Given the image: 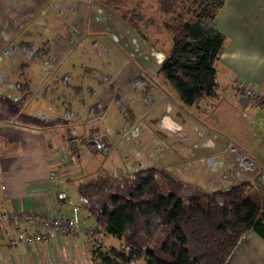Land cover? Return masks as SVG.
Instances as JSON below:
<instances>
[{"label": "crops", "instance_id": "crops-1", "mask_svg": "<svg viewBox=\"0 0 264 264\" xmlns=\"http://www.w3.org/2000/svg\"><path fill=\"white\" fill-rule=\"evenodd\" d=\"M223 1L214 21L215 29L223 36V45L216 61L219 84L222 82L223 86H232L231 89L243 97L245 90L264 95V0ZM41 10L43 7L35 6L34 0H0V147L3 149L0 152V213L16 212L20 217L25 213L55 216L57 210L61 209L64 218L76 226L79 234H56L51 241L27 243L18 239L19 228L33 235L39 225L21 220L19 227L13 223L0 227V264H109L93 254L89 241L82 235L96 224L78 194L79 184L88 180L80 170L81 157L75 159L74 165L62 168L58 182L50 177L59 166V155L67 153L70 148L73 137L65 138L59 131L70 122L44 121L42 118L48 116L42 113L50 109L49 100H41V105L35 101L36 108L33 109L34 101L31 99L28 103L23 98L29 95L30 91L25 92L28 87L23 91L17 90L15 80L24 78L31 83L33 79H41L40 95L51 92L59 96L67 87V73L72 72V77L79 80L72 83L73 89L78 87L81 90L74 95H83V90L95 94L89 119L94 120L95 116L100 118L98 115L102 110L101 120L104 118L107 121L116 94L119 95L125 86L136 80H147L148 87H152V83L159 84L156 80L161 77L159 68L164 58L161 33L154 30L152 32L156 38L143 36L144 50L132 37L133 48L139 50L137 58L143 62L145 59L148 63L138 68L139 72L130 74L128 53L120 51L110 57L94 54L95 37H87L97 35L99 30L92 29L89 21L79 26L80 31L73 38L72 48L68 44L66 47L59 45V48L52 40L51 30L45 21L47 18L39 15ZM81 14L87 18L86 10ZM27 42L31 46L23 47L22 43ZM46 43L51 44L53 57L48 59L46 55L44 59L33 61L26 48L42 49ZM18 64L19 71L16 70ZM48 64H53V67ZM35 65L40 69L37 76L34 74ZM143 72L147 73V77L142 75ZM53 73L56 75L54 84L45 83L48 75ZM87 79L91 82H87ZM112 84L116 92L110 90ZM20 93L23 95L21 98ZM77 99L81 106L80 98ZM258 106L264 110V105ZM77 113L79 115L80 107H77ZM121 113L120 109L112 114L110 121L111 117L115 120L119 118ZM157 126L169 133L180 128L167 113L157 118ZM50 130L55 132L49 134ZM97 133L92 134L93 142ZM52 135L55 137L52 138ZM247 181L252 183L251 180ZM64 189L68 190L69 196L60 200L57 190ZM100 234L102 242L109 249L121 246V240L105 234L103 230ZM10 238L17 239L16 243L11 244ZM225 264H264V238L254 230L246 232Z\"/></svg>", "mask_w": 264, "mask_h": 264}, {"label": "rangeland", "instance_id": "rangeland-1", "mask_svg": "<svg viewBox=\"0 0 264 264\" xmlns=\"http://www.w3.org/2000/svg\"><path fill=\"white\" fill-rule=\"evenodd\" d=\"M194 1L177 0L175 12L171 13L161 9L159 0H34V4L43 7L39 15L47 18L45 21L52 40L59 48V45L66 47V44L72 48L79 26L89 21L92 29L99 30L97 35L87 37H95L94 54L110 57L120 51L128 53V72L134 74L148 62L137 58L139 50L133 48L132 37L144 50L143 36L156 38L152 31L159 30L164 61V52L169 49L173 38L165 24H171L180 13L185 21H190L194 15L188 11L198 5ZM85 10L86 19L81 14ZM83 33L86 35L81 31ZM48 65L53 67V64ZM35 66L37 76L40 69ZM54 73L48 75L45 83L54 84ZM72 75V72L67 73L69 85L79 82ZM142 75L147 77L146 72ZM160 76V80H156L159 84L152 83V87L147 86V80H136L125 86L114 98L108 122L104 118L101 120L102 110L98 115L100 118H88L95 94L83 90L84 102L79 106V97L71 96L74 95L71 87L64 86L65 91L59 96L51 92L40 95L41 79H33L30 83L23 78L15 82L18 83L17 90L19 84H23L24 89L28 87L25 92H32L29 95L24 93V97L20 93V98H26L28 103L32 99L33 109L36 108L35 101L41 105V100H49L50 109L44 105L47 110L42 113L48 116L42 118L44 121L70 122L59 129L65 138L81 137L92 142L94 136L89 133L90 128L99 127L95 143L85 145L80 156V170L86 174V179L116 170L135 172L158 168L208 192L229 190L251 180L264 200V110L244 100L242 94L235 93L232 86H223L222 82L218 97H206L187 106L163 75ZM87 82L91 80L87 79ZM77 107H80V116ZM120 109L122 120L117 117L118 122L113 123L116 120L111 117L110 121V116ZM38 110L40 112V107ZM166 113L180 125L179 129L171 133L158 129L157 118ZM48 132L53 134L55 131ZM0 152H3L2 146ZM137 264H145V261L140 259Z\"/></svg>", "mask_w": 264, "mask_h": 264}, {"label": "trees", "instance_id": "trees-1", "mask_svg": "<svg viewBox=\"0 0 264 264\" xmlns=\"http://www.w3.org/2000/svg\"><path fill=\"white\" fill-rule=\"evenodd\" d=\"M196 2L197 7L188 11L194 15L190 21L180 13L171 24H165L173 38L159 68L187 106L218 97L220 88L216 61L223 36L214 21L224 1ZM159 4L165 13H171L177 0H159ZM22 44L31 46L29 42ZM26 50L33 61L54 55L50 43L42 49ZM65 84L74 90L67 79ZM19 86L23 91L24 85ZM110 90L116 92L113 84ZM80 91L77 87L74 93ZM77 97L84 102L83 95ZM97 129L90 128L91 134ZM78 194L96 230L122 241L108 253L92 250L109 264L140 259L145 264H225L246 232L254 230L264 238L263 201L250 181L208 192L158 168L116 170L80 183Z\"/></svg>", "mask_w": 264, "mask_h": 264}, {"label": "built area", "instance_id": "built-area-1", "mask_svg": "<svg viewBox=\"0 0 264 264\" xmlns=\"http://www.w3.org/2000/svg\"><path fill=\"white\" fill-rule=\"evenodd\" d=\"M244 100L251 102L254 105H264V95L256 94L248 90L244 91ZM88 139L80 140L75 138L71 140L70 148L67 153L59 155L58 168L51 173V179L54 182H58L62 175V168L72 166L75 163V159H78L85 149L86 142ZM57 196L60 200H65L68 196V190H57ZM26 220L29 224L39 225L38 230L31 235L28 230L19 228L18 239L27 243L40 242V241H51V237L60 235L75 236L78 235L76 226L66 220L63 216L62 210H57V215L50 216L48 214L35 215L31 213H25L24 216L20 217L16 212H2L0 213V227H8L10 224H14L19 227L20 221ZM89 241L92 249L99 253H108L109 248L104 245L101 240V234L96 230L95 227H91L82 234ZM17 239L10 238V243H16ZM131 264V263H130Z\"/></svg>", "mask_w": 264, "mask_h": 264}]
</instances>
